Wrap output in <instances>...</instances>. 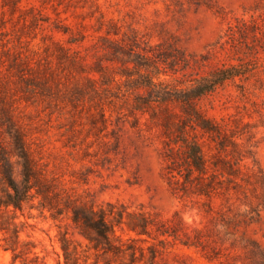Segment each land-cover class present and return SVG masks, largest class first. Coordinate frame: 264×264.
<instances>
[{
  "label": "rangeland",
  "instance_id": "obj_1",
  "mask_svg": "<svg viewBox=\"0 0 264 264\" xmlns=\"http://www.w3.org/2000/svg\"><path fill=\"white\" fill-rule=\"evenodd\" d=\"M16 129L47 192L0 207V264H264V0H0V144L21 179ZM108 203L151 218L117 226L136 256L72 219Z\"/></svg>",
  "mask_w": 264,
  "mask_h": 264
},
{
  "label": "trees",
  "instance_id": "obj_2",
  "mask_svg": "<svg viewBox=\"0 0 264 264\" xmlns=\"http://www.w3.org/2000/svg\"><path fill=\"white\" fill-rule=\"evenodd\" d=\"M241 71H236L234 66L219 67L208 76H204L202 82L197 85L196 94H201L212 90L217 84L232 78ZM198 123L205 129L217 130L214 124L203 117H198ZM15 151L22 165V177H15L9 151L0 144V207L7 210L21 209L32 197L45 195L47 186L41 185V178L36 169V164L32 152L27 145L25 135L18 129L13 133ZM184 149V161L188 166V171L198 170L204 172L206 169V159L200 143L196 139L182 138ZM189 176V175H188ZM35 190V191H34ZM115 204L108 203V206L100 205L84 207L80 211L73 210L72 219L79 227L80 231L87 236L93 246H102L106 250L125 251L129 250L134 257L137 247L127 243L126 238L119 233L117 226L127 223L129 228L134 230L138 236L146 233L152 220L143 212H130L125 208L114 209ZM125 214L136 217V221L128 222ZM163 233L167 232L162 230ZM18 240L20 232L16 230ZM133 238L129 236L127 239ZM17 246L14 247V250ZM18 257V253L15 254Z\"/></svg>",
  "mask_w": 264,
  "mask_h": 264
}]
</instances>
